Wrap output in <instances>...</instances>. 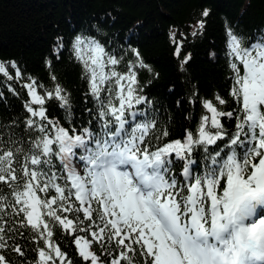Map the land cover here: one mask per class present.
Listing matches in <instances>:
<instances>
[{"label": "snow or ice", "instance_id": "obj_1", "mask_svg": "<svg viewBox=\"0 0 264 264\" xmlns=\"http://www.w3.org/2000/svg\"><path fill=\"white\" fill-rule=\"evenodd\" d=\"M208 16L204 9L191 36ZM227 37L237 107L224 110L220 95L203 100L195 131L176 139L138 108L152 105L138 69L153 70L137 49L120 72L122 56L95 38H74L96 104L79 124L55 75L47 90L15 61H0V77L25 81L27 94L22 127L0 124V264H76L58 232L72 238L81 264H264V37L249 43L230 27ZM169 38L184 71L187 35ZM63 48L53 49L57 60ZM53 100L66 122L50 113ZM225 120L235 121L231 130Z\"/></svg>", "mask_w": 264, "mask_h": 264}, {"label": "trees", "instance_id": "obj_2", "mask_svg": "<svg viewBox=\"0 0 264 264\" xmlns=\"http://www.w3.org/2000/svg\"><path fill=\"white\" fill-rule=\"evenodd\" d=\"M204 9L209 10L205 28L193 37L190 34ZM229 27L249 43L260 41L264 37V0H0V61H15L25 77L35 78L47 90H52L55 82L51 76L55 75L70 95L71 118L79 124L90 118L85 109H95L96 104L86 96L88 82L72 55L74 38H95L106 50L122 56L117 66L120 72L135 60L131 49H137L153 70L138 69L144 94L152 101V105L138 108L146 109L150 118L155 116L160 130L168 129L167 139H176L183 137L185 129L195 131L200 116L206 114L203 100L220 95L228 101L221 106L224 110L237 107L229 95ZM173 31L187 35L184 53H191V60L184 71L173 55L174 45L169 38ZM58 43L64 48L57 60L53 49ZM49 61L52 67H48ZM24 82L0 77V124L6 126V132L14 127L12 121L20 122L15 127H22L26 116L23 105L27 94L21 86ZM8 85L19 95L9 92ZM193 93L198 97L195 102ZM177 101L181 102L179 106ZM47 106L53 116L66 122L58 101H50ZM224 123L231 130L235 121ZM154 135H159V130ZM194 158L198 170L199 150ZM181 165L176 162L177 172ZM57 239L76 264H81L72 238L58 232ZM33 257L34 253L29 252L27 259Z\"/></svg>", "mask_w": 264, "mask_h": 264}]
</instances>
